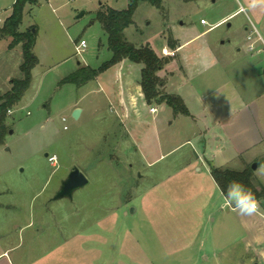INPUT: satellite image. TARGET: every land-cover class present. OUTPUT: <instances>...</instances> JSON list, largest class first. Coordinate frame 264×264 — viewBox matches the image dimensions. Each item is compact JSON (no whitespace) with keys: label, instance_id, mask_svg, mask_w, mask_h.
I'll use <instances>...</instances> for the list:
<instances>
[{"label":"rangeland","instance_id":"obj_1","mask_svg":"<svg viewBox=\"0 0 264 264\" xmlns=\"http://www.w3.org/2000/svg\"><path fill=\"white\" fill-rule=\"evenodd\" d=\"M240 2L163 0L162 9L148 3L137 8L125 30L128 42L138 47L152 38L159 50L164 37L168 44L175 42L171 37L187 42L169 84L173 92H187L197 119L152 104L159 135L143 137L154 149L152 158L137 151L94 81L62 84L81 68L78 63L97 69L111 59L96 15L102 8L125 10L128 0H38L25 6L19 32L35 34L39 63L29 89L8 112L0 147V204L10 206L0 209V253L6 251L0 264H255L246 224L260 218L221 208L220 201L211 207L203 196H187L184 180L170 178L192 163L191 171L204 175L203 161L239 172L256 164L253 184L264 187V54L256 57L255 44L262 43L243 13L215 26ZM14 3L0 0V25ZM81 40L87 49L77 55ZM11 41L0 35V98L23 78L22 44L9 49ZM201 57L207 70H200ZM75 107L83 110L78 119L72 117ZM213 123L219 130L199 134ZM52 155L57 166L48 161ZM74 167L88 184L71 198L56 199ZM260 206L264 213V202Z\"/></svg>","mask_w":264,"mask_h":264},{"label":"crops","instance_id":"obj_2","mask_svg":"<svg viewBox=\"0 0 264 264\" xmlns=\"http://www.w3.org/2000/svg\"><path fill=\"white\" fill-rule=\"evenodd\" d=\"M215 1L216 0H213V2ZM242 1L243 2H240L239 9L223 16L220 20L216 22L215 26L224 22L226 23L229 22L230 19L236 14H242L243 12L240 11V8L246 4V0H242ZM249 15L252 17L255 27L260 29V31L264 33V10H257L255 12L245 14L246 18H248ZM2 26L3 24L0 25V27ZM209 31L210 29L198 36H202ZM164 38L166 41L162 45V48L160 50L157 49L156 46L157 41H154L152 38L143 41L141 45L138 46V48L141 46L149 45L159 58L169 59V63L166 64L158 72V76L165 83L163 87V92L165 94L179 96L183 100L184 104L186 105L190 113L189 117H185L182 115L179 116L190 118L195 122L197 119L191 110V104L187 96V92H173L171 91V85L169 84V78L171 75H173L172 70L174 68L177 69L178 67L177 60L179 58V53L182 51V48H184L187 42H183V41L181 42L179 38L171 37L175 41L174 42L175 49H172L167 42L168 38L166 37ZM260 41L262 43L261 47L258 46L257 41L255 43L257 45L256 57H258L261 54H264V40H260ZM244 42L242 43V47L237 51L239 54H241L242 49L247 47L248 45L246 41ZM204 52H206V55L210 57L211 61H216V57H214L215 55L210 51L208 47L205 48ZM256 62H260V61H256ZM78 65L79 67L82 68L80 63H78ZM83 67H88V66L83 65ZM182 69L183 67L180 66V70ZM141 70H142L141 65L131 63L128 60H123L119 64L113 66L105 73L97 77L94 80V83L96 84V88L98 89L97 91H99L104 95L106 101L110 105L111 110H113L114 113L116 114V118L120 120L123 129L128 134L134 146L138 147L137 151H139L140 149L144 157L152 158L154 149L150 148L145 143L143 137L147 135V133L149 132L150 133L152 132L156 136L159 135L158 126L155 125L157 121L155 119V115L157 114V112L155 114L151 113L150 112L151 105H148L144 99V95L142 93L140 86ZM212 102L216 103V101L214 100ZM75 109H77V107H75L74 110ZM82 112L83 110H81V113ZM219 127L220 125L213 123L212 130H210L211 128H209L208 125L206 124L205 128L199 131V134L201 135L203 132L205 133L207 131H214L213 133H215L217 130H219L218 129ZM259 144H261V140H259L254 146H257ZM163 157L164 156L162 154H160L158 157H153L150 164L157 162L159 159ZM192 164H187L186 166L181 167L179 169V173L177 172V174H173L172 176H170V178L177 179L178 181L181 180L185 181V185L187 186L185 194H187V196L190 197L203 196L208 200H210L209 205L211 207L215 206L216 201H220L221 202L220 207L224 208L225 207L224 196L210 174V170L214 166H212V164H210L207 161H203V164H206V172L204 175H200L199 173H201V169L200 170L198 169V174L194 173L195 171H191L190 167L192 166ZM214 168L225 169L224 166H218ZM9 207L10 206L6 204L5 205L0 204V209L8 210ZM256 215L260 218L259 221L247 220L248 224H246V226L253 232V237L247 245L249 248H251V251L253 252L251 261L254 262L255 264H259V263L264 264V213L262 212V210H259V212ZM253 229H255V231ZM4 255H6V251L0 253V258H5ZM256 260H258L259 263ZM5 264H10L8 259H5Z\"/></svg>","mask_w":264,"mask_h":264},{"label":"trees","instance_id":"obj_3","mask_svg":"<svg viewBox=\"0 0 264 264\" xmlns=\"http://www.w3.org/2000/svg\"><path fill=\"white\" fill-rule=\"evenodd\" d=\"M38 0H15L11 14L0 28V35L12 39L8 48L22 44L24 62L20 67L23 78L12 81V88L0 98V147L4 145L8 134L6 125L8 112L16 106L32 82V70L37 66L38 59L33 56L35 46V34L29 31L26 34L19 32L22 23V15L27 4L35 5ZM141 3H148L157 8H163V0H128L125 10L102 8L97 12L96 19L102 25L107 35L108 49L112 57L99 68L91 69L82 67L62 80V84H72L78 87L94 81L101 74L123 60L142 66L140 86L144 99L148 105L165 104L172 109L175 115L189 117L190 113L183 100L176 95L163 92L164 81L158 76V72L169 63V59L159 58L149 45L136 47L125 38V30L133 24V16ZM169 46L175 49V45L169 40ZM210 174L216 182L221 193L227 191L228 184L235 180L250 189L260 203L264 202V187L257 188L253 184V171H232L224 168H211Z\"/></svg>","mask_w":264,"mask_h":264},{"label":"clouds","instance_id":"obj_4","mask_svg":"<svg viewBox=\"0 0 264 264\" xmlns=\"http://www.w3.org/2000/svg\"><path fill=\"white\" fill-rule=\"evenodd\" d=\"M257 10H264V0H246V4L240 8V11L248 14ZM249 25L257 38L264 40V33L255 27L252 17L248 16ZM200 70H207L210 65L205 57L199 61ZM261 172H264V165H261ZM224 196V206L237 212L240 216L251 217L260 210V202L255 194L238 181H231L227 186V191L222 192Z\"/></svg>","mask_w":264,"mask_h":264},{"label":"water","instance_id":"obj_5","mask_svg":"<svg viewBox=\"0 0 264 264\" xmlns=\"http://www.w3.org/2000/svg\"><path fill=\"white\" fill-rule=\"evenodd\" d=\"M81 115V110L76 109L72 113V117L74 119H78ZM257 165L254 164L252 166V170H255ZM88 184V179L85 174L79 170L78 168L74 167L71 172L69 173L67 179L62 182L61 188L57 193L56 199H62L72 197V194L75 190L82 188Z\"/></svg>","mask_w":264,"mask_h":264},{"label":"built area","instance_id":"obj_6","mask_svg":"<svg viewBox=\"0 0 264 264\" xmlns=\"http://www.w3.org/2000/svg\"><path fill=\"white\" fill-rule=\"evenodd\" d=\"M201 24L206 25V22H205L204 20H201ZM248 39H250V37H248ZM86 49H87V43H86L85 40H81V41L76 45V47H75V50H76V54H77V55H81L82 53L85 52ZM249 50H250V51L252 50V45H250ZM150 112L153 113V114H155V113L157 112V109L154 108V107H151V108H150ZM9 113H10V111H9ZM62 122H63V123H66V119L63 118V119H62ZM63 129H64V130H67V127L64 126ZM48 161L50 162L51 165H53V166H57L58 158H57L56 155L48 156Z\"/></svg>","mask_w":264,"mask_h":264}]
</instances>
